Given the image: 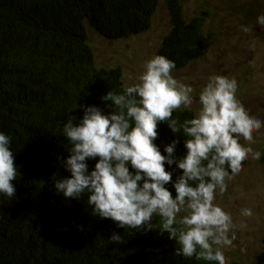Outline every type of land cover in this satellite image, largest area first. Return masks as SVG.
<instances>
[{
  "label": "trees",
  "instance_id": "obj_1",
  "mask_svg": "<svg viewBox=\"0 0 264 264\" xmlns=\"http://www.w3.org/2000/svg\"><path fill=\"white\" fill-rule=\"evenodd\" d=\"M156 5L157 0H0V131L12 137L19 172L12 181L15 196H0V264H215L175 255L178 244L160 233L159 217L153 219L156 229L147 232L117 228L91 214L87 194L65 198L54 186L55 179L70 176L63 166L68 116L82 118L79 105L109 111L101 97L126 87L118 66L96 65L85 23L106 39L127 38L149 28ZM166 6L171 26L156 54L181 69L209 48L206 12L185 18L181 0H166ZM193 114L173 113L181 122ZM158 133L162 154L174 138L180 140L176 154H184L182 134H173L166 123ZM88 163L91 169L95 160ZM112 232L122 236L121 243H107ZM254 264H264V237Z\"/></svg>",
  "mask_w": 264,
  "mask_h": 264
},
{
  "label": "clouds",
  "instance_id": "obj_2",
  "mask_svg": "<svg viewBox=\"0 0 264 264\" xmlns=\"http://www.w3.org/2000/svg\"><path fill=\"white\" fill-rule=\"evenodd\" d=\"M256 25L264 28V14ZM240 30L251 33L253 26ZM175 68L174 60L155 54L144 62L138 82L101 97L109 111L79 105L82 118L69 115L62 125L68 141L63 166L70 176L55 179L54 186L65 198L87 194L91 214L117 228L147 232L156 229L153 219L159 217L160 233L178 244L175 255L229 264L225 249L236 239L234 219L216 201L246 161L264 155L241 143L250 144L264 120L241 103L236 79L210 75L194 97V88L174 76ZM177 110L194 114L181 122L173 115ZM161 123L182 134V156L175 138L162 154L155 142ZM11 144L12 137L0 131V196L6 198L15 196L12 181L19 175ZM90 160H95L91 169ZM240 213L253 215L251 208ZM121 241L117 232L107 239Z\"/></svg>",
  "mask_w": 264,
  "mask_h": 264
},
{
  "label": "rangeland",
  "instance_id": "obj_3",
  "mask_svg": "<svg viewBox=\"0 0 264 264\" xmlns=\"http://www.w3.org/2000/svg\"><path fill=\"white\" fill-rule=\"evenodd\" d=\"M183 15L190 18L206 12L203 31L209 35L207 52L181 69L174 76L194 88V97L210 75H225L238 82V98L249 113L264 120V28L256 25V17L264 14V0H181ZM252 25L251 33L240 30ZM166 0H157L147 30L127 38L109 40L100 36L87 23V44L97 66H118L124 86L138 82L144 62L156 50L170 29ZM198 107L194 103L193 109ZM247 147L264 152V127L254 134ZM234 219L236 239L225 249L229 260L254 264L264 237V165L249 159L243 170L228 181V190L216 201ZM242 208H251L253 215L244 217Z\"/></svg>",
  "mask_w": 264,
  "mask_h": 264
}]
</instances>
